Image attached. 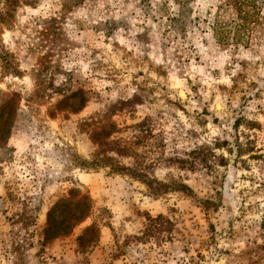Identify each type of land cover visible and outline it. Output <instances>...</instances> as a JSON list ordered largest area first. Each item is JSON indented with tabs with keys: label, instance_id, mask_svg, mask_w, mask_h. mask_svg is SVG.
<instances>
[{
	"label": "rangeland",
	"instance_id": "rangeland-1",
	"mask_svg": "<svg viewBox=\"0 0 264 264\" xmlns=\"http://www.w3.org/2000/svg\"><path fill=\"white\" fill-rule=\"evenodd\" d=\"M226 1L0 0V264H264V7L222 45Z\"/></svg>",
	"mask_w": 264,
	"mask_h": 264
},
{
	"label": "trees",
	"instance_id": "trees-1",
	"mask_svg": "<svg viewBox=\"0 0 264 264\" xmlns=\"http://www.w3.org/2000/svg\"><path fill=\"white\" fill-rule=\"evenodd\" d=\"M177 1L180 3V0ZM224 5H228L232 10H234L236 18L228 24L219 18L218 15H215L210 22V28L213 36L217 42L222 45H227L230 41L231 43L240 42L242 40V34L246 33L254 26L253 22L256 21L254 18L260 13L258 11H261L264 7V0H227ZM254 123V121L247 120V125L249 127ZM238 124L239 120L236 119L232 127L236 129ZM249 127L247 128L249 129ZM222 143H229L230 146L228 145V151L235 153L237 157H240L243 154H249V158L253 159H261L263 157L262 153L252 152L253 144H251L252 141L248 138L245 142H241L237 138L236 134H234L231 142L223 140ZM70 203V201L59 200L48 209L46 226L43 231L44 240L48 241L67 233L76 220L86 217L90 211L91 204L89 200H87V197L83 196L80 200L73 203L74 207L81 204L79 209L76 208L71 211L68 217L63 216L61 218H57L56 211L62 210L63 207Z\"/></svg>",
	"mask_w": 264,
	"mask_h": 264
}]
</instances>
